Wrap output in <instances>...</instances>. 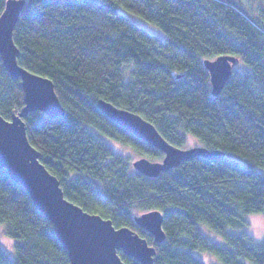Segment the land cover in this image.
Returning <instances> with one entry per match:
<instances>
[{
	"label": "trees",
	"instance_id": "obj_1",
	"mask_svg": "<svg viewBox=\"0 0 264 264\" xmlns=\"http://www.w3.org/2000/svg\"><path fill=\"white\" fill-rule=\"evenodd\" d=\"M262 2L253 9L244 0H26L13 33L18 62L50 78L66 109L29 113L28 139L69 200L147 238L154 264H211L208 254L221 264H264V239L246 217L264 215ZM220 55L237 61L214 95L205 60ZM101 99L140 114L173 145L183 148L190 134L224 155H197L147 176L106 139L149 158L164 153L111 120ZM24 105L21 79L0 56V114L11 119ZM151 210L164 215L162 243L134 221ZM0 225L15 241L13 250L0 243V264H70L53 223L5 168Z\"/></svg>",
	"mask_w": 264,
	"mask_h": 264
},
{
	"label": "water",
	"instance_id": "obj_2",
	"mask_svg": "<svg viewBox=\"0 0 264 264\" xmlns=\"http://www.w3.org/2000/svg\"><path fill=\"white\" fill-rule=\"evenodd\" d=\"M25 5L26 0H7L0 15V56L8 72L21 79L25 103L18 113H13L11 119L0 114V168L7 169L11 178L28 191L35 207L53 223L70 264H127L119 251L141 264H154L156 247L147 238L130 227H116L111 219L88 212L69 200L60 180L40 161V152L28 139L25 118L29 113L41 110L47 115L64 116L66 109L50 78L31 72L18 62L20 50L13 33ZM236 61L232 55L205 60L214 95H218L231 78ZM98 106L111 120L164 153L161 161H153L145 156L133 161L134 168L147 176H159L162 171L197 155L208 158L224 155L220 150H210L204 146L180 148L168 142L140 114L104 99L99 100ZM163 220L164 215L160 210L134 217L137 226L150 233L155 243L165 240Z\"/></svg>",
	"mask_w": 264,
	"mask_h": 264
},
{
	"label": "rangeland",
	"instance_id": "obj_3",
	"mask_svg": "<svg viewBox=\"0 0 264 264\" xmlns=\"http://www.w3.org/2000/svg\"><path fill=\"white\" fill-rule=\"evenodd\" d=\"M248 5L252 4V8L255 9V4H259V5H263V0H244ZM18 113V112H16ZM107 142L111 145V147H113V150L117 153H121L123 154L126 158H128L130 164L132 165L133 161L144 157L143 155H141L139 152H137L132 146L125 144L121 141L115 140L113 138H107L106 139ZM199 145V141L192 135H188L186 138V145L183 148H191L194 146ZM146 157V156H145ZM149 158V157H148ZM153 161H161L162 159H154V158H149ZM133 167V166H132ZM134 168V167H133ZM247 220H249L250 222V229L249 231L258 239V240H262L264 239V215L260 214V213H251L246 215ZM233 231H238L236 229H232ZM207 232V230H206ZM210 237H212L213 239L217 240L218 236L214 233H209ZM8 240V238L5 237L4 232H3V228L0 225V243H2L4 245V247H9L10 246V250L14 249V243L15 241H11ZM220 243L223 242V240H221L219 238ZM211 264H221L215 256H212L210 254L207 255Z\"/></svg>",
	"mask_w": 264,
	"mask_h": 264
}]
</instances>
